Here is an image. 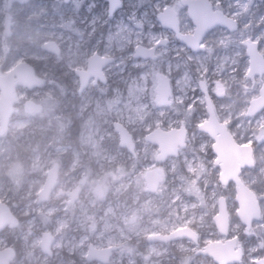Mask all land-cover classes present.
Here are the masks:
<instances>
[{"label":"rangeland","instance_id":"rangeland-1","mask_svg":"<svg viewBox=\"0 0 264 264\" xmlns=\"http://www.w3.org/2000/svg\"><path fill=\"white\" fill-rule=\"evenodd\" d=\"M46 1L49 7L45 6ZM79 1L34 0L28 4V14L35 13L36 20L37 16L44 19L36 26L29 24L30 29L25 33L28 41L15 43L9 39L6 48L13 49L9 54L4 52L0 43V63L5 66L25 57L43 60L50 53L42 45L48 37H54L65 45L61 56H67L64 64L67 68L63 67L66 71H71L77 63L83 64L85 54L94 48L115 55V60L104 69L110 78L109 82L91 84L82 95L77 93L76 117L82 121L80 144L72 148L77 165L59 176L49 199L39 200L35 196L24 201L17 200L19 203L12 205L24 216V220L15 225L17 231L14 236L18 243L28 252L36 250L31 255L33 259L34 255L42 260L54 259L52 264H70L71 261L75 264L79 261L82 264H218L212 256L196 252V249L208 240L225 237L218 232L212 218L217 210V197L224 193L230 214L227 236L235 235L237 244L243 249L241 260L228 264H257L255 258L264 255V155H260L262 164H259L257 171L246 167L240 173L244 181L256 191L262 208L261 218L246 228L235 212L237 202L233 184H220L218 181L219 168L213 163L215 154L210 136L195 125L179 153L159 161L155 159L157 144L145 139L144 134L162 123H166V126H160L168 128L185 124L186 119L197 123L207 117L201 84L205 86L211 78V88L220 86V93L215 94L214 105L222 119L234 120L238 115L235 126L231 127L236 137L249 138L256 129L264 127L263 114L257 117L245 115L244 105L236 102L238 88L232 89L233 77L244 83L249 82L245 39L254 35L261 41L264 51V24L255 31L251 26L252 22L264 16V0H237L234 6L241 14V25L235 30L219 32L212 39H206L202 50H187L180 42L170 41L160 44L156 50L157 56L153 58L134 56L132 47L138 43L154 45L169 34V28L159 25L156 17L158 9L166 0H148L149 11L133 15V20L126 19L125 15L134 14L132 4L135 0H125L131 6L108 17L103 0H98L94 12L87 5L91 16L79 11ZM18 5L22 7V3ZM13 9L17 8L11 7ZM2 10L4 5L0 0V12ZM84 18L91 25L81 23ZM143 18L146 20L142 21ZM75 31L79 35L73 37ZM123 36L129 38L121 43ZM79 38L86 40V47H77ZM222 40H233L236 53L233 73H223L220 69L221 60L216 45ZM55 60H59V57L56 56ZM160 71L174 76L175 91L170 104L157 103L155 84ZM260 83L261 77H258L254 88L257 89ZM228 88L232 89L233 94L225 96L223 92ZM249 88L241 91L248 94L252 92ZM33 94H38L47 107L56 102L51 87L34 88ZM246 99L245 95L241 96L244 103ZM27 120L26 117L11 120L7 132L0 134V194L9 185L18 186L27 172H30L28 191L34 194L43 182L46 164L58 160L59 153L67 147L62 143L49 147L50 141L47 140L41 147H32L31 163L25 166L23 154L12 146L8 133L14 128L16 135L13 136H18ZM114 121L125 124L132 132L135 155L127 146L119 144V133L114 128ZM82 153H87L92 164L88 165L82 159ZM149 167L159 170L164 176L155 190L147 187L142 176ZM127 182L133 183L129 192L125 188ZM94 189L95 196L91 193ZM19 195L23 196L21 193ZM127 196L129 201L125 199ZM70 220L72 223L66 227ZM185 224L199 228L201 237L198 242L180 238L165 243L161 239L146 238L148 233H160ZM9 226L13 228L14 225ZM74 227L80 228L78 234L72 231ZM256 227L262 232L259 237L250 231ZM41 229L52 230L56 235L52 255L40 251ZM5 235L6 232L0 233V244ZM92 237L97 245H119L108 261H85L84 252ZM63 240H68L66 244H73L76 254L63 255L60 250ZM23 254L24 251H21L15 259L21 264Z\"/></svg>","mask_w":264,"mask_h":264},{"label":"flooded vegetation","instance_id":"flooded-vegetation-1","mask_svg":"<svg viewBox=\"0 0 264 264\" xmlns=\"http://www.w3.org/2000/svg\"><path fill=\"white\" fill-rule=\"evenodd\" d=\"M13 1L15 3H13ZM64 1L68 2L71 0H64ZM103 1L105 2L106 6H107V17L117 15L121 9L125 10L131 6L130 3L125 2V0H121L120 6L117 7L112 13H110L109 9H108L109 0H103ZM135 1L136 2L132 4V6L135 8L134 14L129 16V14L127 13V15H125L126 16L125 18L128 20H129V18H131L133 20L134 16L140 15L144 10L146 12L149 11L148 0H135ZM236 1L237 0H232V1L231 0H196L194 2L197 10H199L201 12V14L204 15L206 22L208 23V25L211 24V26H210V28L207 29V31L205 32V34L203 35V37L200 41L201 47L200 48H193V47H191V45H188L186 42L182 41L180 39V37L176 34V31L171 26L163 24L158 17V14L162 11V9L165 6H168L172 11H174V15L177 19V24L179 26V31H181V32H193L194 27H195V22L193 21V17L189 13L188 3L184 2L183 0H166L164 2L163 6L161 7L162 9L161 8L158 9V11L156 13V17H157V20L159 22V25L166 27V28H169L168 29L169 34L166 35L165 37L160 38L159 41L154 44L155 47L153 50V53H154L153 57L157 56L156 50L160 47L159 46L160 44H166V43H169L170 41H178L187 50H199V49L202 50L205 46L206 39H212L219 32H223V31L227 32V31L235 30L242 23L241 14H239L236 11L237 8L234 6V3H236ZM2 2L4 5V10H2L0 12V43H2L1 48H3L4 52L6 54H9L11 52V50H13V49L11 47L6 48V42L10 39V40H14L15 43L16 42L26 43L28 41V39L25 38V33H26V30L30 29L29 24L31 23V24L36 26L39 24V21L44 19V18L41 16H37V20H38L37 21L36 17H34L35 13L34 14L33 13L28 14V4H31L32 2H34V0H2ZM19 2L22 3V7L20 5H18V4H20ZM45 3H44L45 6L49 7V4L47 5V1ZM87 5H89L91 7V10L94 12V10H96L95 8L98 5V0H81V1H79V4H78L79 11L83 12V15H85V16L86 15L91 16V10L86 9ZM11 7H15L17 9L11 10ZM220 11L223 14H225L228 17L235 20L236 25L234 28H229L227 24H222L220 22L213 23L214 16H217L218 12H220ZM163 17L169 18V16L167 14H163ZM263 17H262V19H256V21L252 22L251 26H253V28H254L253 31H255V29L257 27H260L261 25L264 24V18ZM85 18L82 19L81 23L86 24V25H91L90 22H86ZM145 20H146L145 18L142 19V21H145ZM98 21L101 22L100 18ZM15 27L17 28V30L15 29ZM119 30L122 32L121 28ZM15 31H16V33H15ZM115 31L117 32V30H115ZM81 33H82V31H81ZM77 35H79V33L75 31L73 33V37H76ZM128 38L129 37H127V36H123L121 43H123V41L125 39H128ZM50 39L55 41L56 45L58 46V51L48 50L47 48L44 47V44H42L43 47L45 48V50L50 52L43 60L41 58H34V57L22 58V59L26 60L32 66L34 72L37 75H40L43 78L42 83H40L39 85H36V86H28V85L22 83L21 81H19L16 74L13 75L15 80H16V83H15V88H14V101L12 104V113L10 115V121L16 120V119H21L22 117H26L28 120L25 123V125L23 126V131L18 136H13V134L16 135V133H15L16 130L14 128L8 134L11 135L12 146L17 147L19 149V151L23 154L22 159L24 161L25 166H29L31 163L30 155H31L32 147H41V146H43V144H45V142L47 140L50 141V143L48 144L49 147H52L53 144H55V143H62L65 147L67 145V147L64 148V150L61 153H59L58 160H55L53 162H49L48 164H46V167H45L47 170L49 166H51L52 164L57 162L58 167H59V174H58V178H59V176H61V175L63 176V174L65 173V170H67L71 166L77 165L76 163H74L75 162L74 161L75 154L72 151V148H74V146H77L80 144L79 139H80V134H81L80 129L82 126V121H80V118L79 117L77 118L75 115L76 119H75V121H73V122H75V124L73 126H72V124H69L70 121H72L70 119V121L66 125V127H67L66 130H68V131H69V129L72 131V127L76 129L77 137H78L77 138V140H78L77 144H72L71 142H67L68 136H64V135H58L53 139L52 136L55 133H54V131H49V129L52 128V126L49 125V120L56 118L59 115L57 114L56 110L52 107L53 104L50 105L49 107H47V105L44 103L42 98L38 97V94H37V96L33 94V89L37 88V87H43V88L44 87H46V88L51 87L53 90V94L56 96V102L55 103L61 104L63 107V108H61V111L64 112L65 109H67L66 110L67 112H70L71 110H75V113H76V110H77L76 108L78 107V94L82 95L83 91L88 86H90L91 84H97V83L104 84L106 82H109L110 78L105 73L104 69L107 67V65L109 63H111L112 61L115 60V55L113 53H103V52L98 51L97 48H94L93 50H91L85 54V62L83 64L79 65L77 63L76 65H74V67L71 71H66L63 67L65 66L64 65L65 61H67V56H65V57L61 56V54L63 53V50L65 51V45H63V42L62 43L59 42L54 37H48L44 41H47ZM75 39H77V38H75ZM252 40L256 41L257 48L261 51V53L264 56V51L262 50V47L260 44L261 41L258 40L257 38H255L254 35H252L251 37H247L245 39V52L247 53L248 57H249V54L247 51V42L252 41ZM44 41H43V43H44ZM85 41L86 40H84V38H79L78 43H77V47H80V46L86 47ZM232 41L233 40H229V41L228 40L227 41L222 40V41H219L216 45V49H217L219 58L221 60L220 69L223 71V73H225L226 71H229L230 73L235 72L234 71V69H235L234 68L235 67V62H234V56L235 55L234 54H236V53L234 51V44L232 43ZM132 48L134 51L133 52L134 56L147 57V58L151 57V56H143L140 54H136L135 53V51H136L135 46ZM94 52H97L98 54L104 55V56H111L112 59L102 66V72L104 74L103 79L100 77L95 78V76L93 74H91L89 76V78L87 79V82L83 85V87H81V78H80V74L77 72V70L79 71V69H81V70L87 69L88 57L90 54H92ZM183 53H185V52L183 51ZM56 56L59 57V60H55ZM68 56L70 57V54ZM153 57H151V58H153ZM16 62L17 61H15L13 64L8 65V66L3 65L4 63H0V73H4L7 70H9ZM65 68H67V67L65 66ZM163 73L166 74L170 80L171 93L169 95L168 101L159 100L160 93L155 88V90L158 93V98H157L158 105L170 104L171 100H172L171 96H173V93L175 91L174 76L171 73L167 74L166 72L160 71V74L157 76L156 84L159 80L160 75H162ZM258 77H261V83L259 86L257 85V89H256V88H254V84H256ZM248 78H249L248 83H244L236 77L232 78V80H233L232 89L238 88L236 93H235V96H237L236 102H237V104H243L244 105L243 109H244L245 115L250 116V117H257L258 115L263 114V118H264V105H262L260 108H256L253 106L252 108H256V109L252 113H248V106L250 104V100L259 94L260 86H261L262 82L264 81V71L262 74L250 73L249 67H248ZM53 79H58L57 83L55 82V80L53 81ZM212 80L213 79L211 78V80L208 82L209 84L207 83V84H205V86L203 85V83L201 84V92L205 96V110H206L207 98H209L211 103H212V106L214 107V109L216 111V114L218 115V117L220 119H222L217 107L214 105L215 94L220 93V86H217V88H214V87L211 88L210 84L213 83ZM156 84H155V86H156ZM248 87H251L249 89L252 92H250L248 94H246V93L244 94L241 90H247L246 88H248ZM232 89L228 88L227 91L225 89L224 90L225 92H223V93H225V96L226 95H232L233 94ZM242 95H245L247 97V99L245 100V103L241 100ZM28 98L41 102L40 109L37 111L29 110V108L26 105V100ZM72 100L75 103V105L69 103V102L73 103ZM69 114L70 113L67 114V117ZM206 115H207V110H206ZM237 117H238V115L234 118V120H229V121H226L224 119L223 120L227 123L228 127L231 128V127L235 126V121H236ZM205 118H203V120ZM65 121L66 120H62V124H61L62 128H64ZM186 121L187 122H185V125L187 126V135L190 134L191 128L194 127L195 125L197 126V128H199L198 124L201 122L200 121V122L194 123L191 121V119L190 120L186 119ZM84 123H85V119H84L83 124ZM160 125L166 126V123H162ZM254 128H256V126H254ZM254 128H252V129H254ZM24 131H25V133H24ZM6 132H7V130L0 133V134L6 133ZM59 134H60V132H59ZM206 135L209 136L208 133H206ZM69 136H70V132H69ZM186 138H187V136H186ZM236 138L240 141L247 140L248 142L251 143L254 162L250 166V168L254 171H257L259 164H262V162L259 161L260 155L261 154L264 155V148H263L264 127L260 130L256 129L254 132H252V134L249 138L244 137V136H240V137H236ZM37 140L39 142H37ZM84 150H86V149H84ZM129 151L133 155H135L134 147L132 150L129 149ZM157 152H158V148H157ZM157 152H156V154H157ZM42 154H44V152ZM156 154H155V156H156ZM173 155H175V154H173ZM82 159L88 165L92 164L91 159L89 157H87V153H82ZM155 159H156V157H155ZM159 161H163V160H159ZM215 165H217V164H215ZM244 168H246V167H244ZM143 173H142V176H143ZM29 175H30V172H27L26 177L21 180V182L19 183L18 186L16 185L17 188H16V186L9 185L8 189L2 190V193L0 194V200H3L8 204L11 212L18 219V221L16 223L8 222V223H6V225L4 227L0 228V233L6 232L5 239H4L3 243L0 244V249L7 247V248H11L14 251L13 256H11V258L5 259L3 264H21L15 260L21 251H22V253L24 251V254L22 255V259H21L23 264H52V262H54V259L42 260L41 258H39L38 255H36V256L34 255V259H33L31 257V255L34 254L36 252V250H34L32 248L33 250L28 252L27 250L23 249L21 247V244L18 243V240L16 239V235L14 236V234L17 231V228H15V225L18 222L23 221L24 216H22V214L20 212H17L13 208L12 205L19 203L17 200L24 201L25 199L35 197V196L39 200H46V199L50 198V194H51L50 193L49 196L45 199H40L38 190L42 186V184L38 189L35 190L34 194L32 193V191H28V185L30 182L29 177H28ZM143 179H144V177H143ZM162 180H163V178L160 181H162ZM58 181H59V179H58ZM160 181H159V183H160ZM159 183H158V186H159ZM145 184H146V181H145ZM227 184H229V183H227ZM132 187H133V183L127 182L125 185L127 192H129ZM147 187H148V185H147ZM14 188L17 190H15ZM18 191H20V193L23 196H20L19 195L20 193L19 194L17 193ZM91 193L95 196V189L93 191H91ZM120 193H122V192H120ZM120 196H121V194H120ZM113 198L114 197H112V199ZM121 198H122V196H121ZM125 199L127 201H129L128 196L125 197ZM259 202H260V200H259ZM261 215H262V208H261ZM260 218H261V216H260ZM69 219H70V217H69ZM70 223H72V220L69 221V223L66 227H68L70 225ZM9 224H13L14 225L13 228H11V226H9ZM252 224H253V222H252ZM252 224H251V226H252ZM63 227H65V226H63ZM194 227L199 230V228L197 226L194 225ZM172 229H174V228H172ZM172 229H170V230H172ZM45 230H49V229H45ZM45 230L41 229L40 239L42 237L43 231H45ZM170 230L160 231V233H167ZM50 231L53 234V240H52V242L50 244V248L48 250L44 249L41 246L40 239H39L40 251L43 254H46L48 256L54 254V250H55L54 249V241L56 240V235L53 233L52 230H50ZM72 231H75L78 234V232L80 231V228L74 227V229H72ZM150 234H152V233H150ZM148 235H149V233L146 235V238L150 239V240H153V239L154 240H160L161 239V238H149ZM200 237H201V233H200L199 239H200ZM180 238L193 240L191 237H187V236H180V237L161 239V240H163V241H165V243H167V242L173 241L175 239H180ZM93 239H94V237H92L88 241L87 246H86V250L84 252V258H85V261L87 263H90V261H93V260H98V261H102V262L108 261L110 259V257L112 256L114 249L119 246L117 243L97 245L94 243ZM63 241L65 244L63 243L62 247H60V250L63 252V255L64 256H71V255L76 254V252H74L75 250H73V248H74L73 244H70V245L66 244V243H69L68 240L67 241L63 240ZM90 243L93 244L94 246H106V245L112 244L113 247H112V249L108 255V259L102 260V259L97 258V257L88 258L87 254L89 252L88 249H89ZM66 245H69V246H66ZM61 251H60V253H62ZM70 264H75V263L71 261ZM78 264H82V263L79 261ZM124 264H128V263L125 262Z\"/></svg>","mask_w":264,"mask_h":264},{"label":"water","instance_id":"water-1","mask_svg":"<svg viewBox=\"0 0 264 264\" xmlns=\"http://www.w3.org/2000/svg\"><path fill=\"white\" fill-rule=\"evenodd\" d=\"M188 3V10L193 17L195 27L193 32H181L177 24V19L168 6H165L158 14L159 19L163 24L171 26L180 39L191 45L193 48H200V41L210 28L211 24L205 20L204 15L197 10L194 2L196 0H183ZM121 4V0H109V12L112 13ZM163 14H167L169 18H164ZM220 22L227 24L229 28L235 27V20L218 12L214 16L213 23ZM44 47L51 51H58V46L55 41L50 39L44 41ZM154 45L145 46L138 43L135 46V53L143 56H154ZM247 51L249 54V72L262 74L264 71V56L257 48L256 41L247 42ZM112 59L111 56L100 55L94 52L88 57L87 69L77 72L80 74L81 87L87 82L91 74L95 78H104L102 66ZM14 74L22 83L28 86H36L42 83L43 78L37 75L32 66L24 59L18 60L9 70L0 73V133L6 131L10 123V115L12 113V104L14 101V88L16 80ZM156 90L160 93L159 100L168 101L171 93L170 80L166 74H162L155 86ZM26 105L31 111H37L41 107V102L28 98ZM264 105V81L262 82L259 94L250 100L248 106V113H252L256 108ZM256 108H252V107ZM207 117L201 121L198 126L200 129L209 134L212 138L211 148L215 153L213 163L219 167L218 181L220 184L232 183L235 189L234 198L237 202L236 215L242 223L249 228L254 220L259 219L261 216V205L255 190L244 181L240 173L244 167H250L254 162L252 154V145L247 140L240 141L235 137V134L227 123L218 117L214 107L209 98L206 104ZM114 128L119 133V144L133 149L134 140L132 132L127 126L120 121H114ZM187 126L183 123L177 126H170L164 128L156 125L149 129L144 138L157 144L158 152L156 154L157 160H164L169 154H177L180 147L186 145L187 142ZM59 167L55 162L46 170L42 186L39 188L38 193L40 199H45L52 192L58 182ZM144 180L151 190H154L163 175L155 168L149 167L143 173ZM215 226L220 234L225 237L223 239L208 240L203 246L198 247L196 252H202L213 257L218 264H228L234 261H240L243 255V249L236 242V236H227L229 234L230 214L227 207V197L221 193L217 198V210L212 215ZM18 219L11 212L8 204L0 200V228L4 227L8 222L16 223ZM180 236L191 237L195 242H198L200 232L190 224L180 225L168 231L167 233H153L149 234V238L169 239ZM53 240V234L50 230H45L40 239L41 246L48 250ZM113 245L94 246L89 244L88 258L97 257L102 260H107L108 255ZM14 251L11 248L4 247L0 249V263L3 264L4 260L11 258ZM257 264H264V255L255 258Z\"/></svg>","mask_w":264,"mask_h":264},{"label":"trees","instance_id":"trees-1","mask_svg":"<svg viewBox=\"0 0 264 264\" xmlns=\"http://www.w3.org/2000/svg\"><path fill=\"white\" fill-rule=\"evenodd\" d=\"M54 80L57 83L58 79H53V81ZM72 102H73V100H72ZM69 103L70 104H74V102L73 103L69 102ZM52 107L56 110L57 114L59 115L56 118H53V119H50L49 120V125L52 126V128H50L49 131H54V133H55L52 136V138L54 139L58 135H64V136H68L67 142H71L72 144H77V142H78L77 138L78 137H77V131H76V129L72 127V131L70 129H69V131L66 130L67 129L66 125L70 121V119L72 121H70L69 124H72V126L75 124V122H73L76 119L75 118V115H76L75 110H71L70 112H67L66 111L67 109H65V111L63 112V111H61V108H63L62 105L61 104H58V103L53 104ZM68 113H70V114L67 117V114ZM62 120H66L65 121L64 128L61 127ZM59 132H60V134H59ZM69 132H70V136H69ZM250 231L256 237H259V234L262 233L261 232V229L260 228H257V227L254 228V230L251 229ZM259 245L261 247V243Z\"/></svg>","mask_w":264,"mask_h":264},{"label":"bare ground","instance_id":"bare-ground-1","mask_svg":"<svg viewBox=\"0 0 264 264\" xmlns=\"http://www.w3.org/2000/svg\"><path fill=\"white\" fill-rule=\"evenodd\" d=\"M132 33V32H131Z\"/></svg>","mask_w":264,"mask_h":264}]
</instances>
